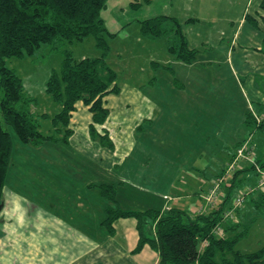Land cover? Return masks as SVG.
Returning a JSON list of instances; mask_svg holds the SVG:
<instances>
[{
	"label": "rangeland",
	"instance_id": "374dc122",
	"mask_svg": "<svg viewBox=\"0 0 264 264\" xmlns=\"http://www.w3.org/2000/svg\"><path fill=\"white\" fill-rule=\"evenodd\" d=\"M261 2V0H108L107 8L103 10L102 16L109 30L116 34L110 39L111 50L108 63L117 72V83L121 88L126 86H143L155 76L164 79V81L170 80L173 82L174 76L169 71H166L164 68L155 69L157 63H171L170 61L173 57L168 50V37L151 40L144 37L140 30L141 21L159 15L177 17L183 24L184 32L189 38L191 47L204 51L207 53V58H210L212 61L210 65H207L209 67H206V72L202 69L190 71V75L195 78L206 73L213 83L207 84L210 94L203 97L193 96L190 99L192 103L185 105L186 107H190L193 113L191 117L197 119L199 125L197 128L194 124L190 127L189 123L186 126L183 125L180 129V133L183 134L178 138L180 146L174 142L166 148V152L168 150L173 152L172 160L175 162V169L169 167L165 178L160 181L162 184L158 189L163 194L155 196L152 193H141L135 188L139 187L138 184L131 182L130 184L133 186H126L124 183L119 182L117 200L121 207H133L141 210L147 208L164 210L180 207L190 210L192 213H197V210L203 206L204 199L202 198V193L210 191L214 179L217 178L216 175L220 174L225 164L229 162L228 157L232 150L229 148L231 147V142L228 140H233L234 137L238 136L243 137L249 131L245 123L232 122L235 118L232 115V110H244V106L248 102L254 105L257 111L261 112L259 104L253 98H249L246 92L241 91L236 85L238 77H236V80L235 76L229 72L227 62H224L225 48L229 46L235 37L236 39L241 38L239 40L240 45H237L236 51H240L242 45H247L242 40L245 39L244 36H246V30H248L249 26L252 27V30L254 28L255 35L259 34L264 37V19L258 13L262 9ZM262 10L264 11V9ZM248 13L253 16L257 23L245 18ZM257 14L260 16H257ZM243 21L247 24L243 25ZM240 34L241 36H239ZM70 49L73 50L74 56L77 59L101 55V51L96 47L95 37L93 36L83 41H75L70 45ZM43 53H46V51ZM202 57L203 59L205 58L204 56ZM62 60V53L54 52L46 57L38 56L25 59H11L9 61L10 66L15 68L23 78L27 90L38 98L39 105L36 110L40 113L46 112L54 115L60 109V105L47 94L46 83L52 70L60 68ZM257 81L259 84L264 83L261 77H258ZM189 87L188 84V94L192 93V88ZM125 93L126 91L121 96L125 95ZM118 100L120 102L117 107L118 110H116L117 108L114 109L113 120L110 121L107 127L117 141V137H119L117 135H124L127 138L128 144H125V149H123L128 150V147L132 145L131 141H133V135L136 132L133 134V131H130L126 125L123 127V130L115 126L116 124L121 126V116L126 117L125 119L138 117V121H140V118H143V114L142 111H134V107L136 108V106L133 107L132 101V104L127 105L126 101L121 102V99ZM173 106L176 105L173 104ZM182 118L185 117L182 116ZM164 119L167 121V126H169L171 124L169 119L171 118H168L166 115ZM132 120L127 125L134 127L136 121L135 119L134 121ZM140 123H143V120ZM51 126V121L45 122L47 129H51ZM175 126L179 127L178 125ZM10 131L15 147L11 174H9L7 179L10 182V189L17 188L20 193L28 191V188L35 184H30L28 172H35L34 176L38 178V181L44 180L43 176L47 177V173L52 172V183L43 181L49 188L44 185L40 189L38 183L37 185L35 184L33 193L28 191L30 195L25 193V196L31 198V201L36 202L44 208L61 202H83V200H87L85 199L86 197L94 205L107 202V199L101 195V190H88V186L86 187L87 191L82 190L90 179L102 181L106 175L104 168H102L103 171L100 170L94 163L85 158L81 162L78 152L68 151V149H66L67 153H65L67 156L62 157L55 152V149L59 147L54 145V143H47L42 148L25 145L19 140L13 129H10ZM192 131L198 134L195 139H192ZM175 133L179 134V132ZM143 134L142 132L134 136V139L137 141V148L131 160L137 161L119 164L112 171V178L114 180L120 177L119 173L123 170L129 171L128 167L132 163L136 164V166L138 163L140 168H145L141 165V162L145 160L144 149L148 150L149 148L143 146ZM169 134L171 136L172 134L174 135L173 132L168 133L167 130V136ZM252 138L256 144L254 158L264 160V127L262 129L255 128ZM73 148L76 150L75 147ZM155 150H157V147ZM119 152L123 153L121 148ZM29 156H41V158L32 165L28 163L29 160L26 161V157ZM140 177L144 178L145 176L142 175ZM34 180L36 182V179ZM134 180H137L136 176ZM247 180L250 179L244 180L246 184L252 182ZM22 181L25 183V188H23V185H19ZM73 182L77 183L76 189L66 192V190H70L68 187L72 186ZM240 189L234 190L231 198L232 203L236 200ZM78 191H83L86 195L83 200L81 194L78 196ZM225 199L226 197H223L221 201L224 202ZM221 203L217 204L216 207ZM239 210L243 213L244 218H247L244 220H248L249 217L256 215L255 208L251 202H248L247 205L245 202ZM210 211V209H207L205 213H210ZM40 220L38 225L35 220L32 221L36 224L39 233L57 234V232L62 230L60 226L51 225V223L48 225L49 221L47 220ZM11 224L10 231L14 232V235L11 237L14 240L11 242V247L26 252H30L32 249L33 252L38 251L40 256H46L45 250H49L50 248L38 249V246L40 247L42 243L38 239L32 240L29 232L31 226L27 221H19L17 218ZM68 236L69 242L67 247L69 251L74 252L73 248L77 244V240L71 232L68 233ZM238 247L245 253L254 252L264 247V212L251 228L249 235L239 243ZM150 264H154L153 261Z\"/></svg>",
	"mask_w": 264,
	"mask_h": 264
},
{
	"label": "trees",
	"instance_id": "16d2710c",
	"mask_svg": "<svg viewBox=\"0 0 264 264\" xmlns=\"http://www.w3.org/2000/svg\"><path fill=\"white\" fill-rule=\"evenodd\" d=\"M107 4L108 0H0V207L4 204L15 148L10 129L23 144L32 147L42 148L47 143L69 144L74 134L71 127L73 112L77 110V104L83 102L92 113L91 138L104 147L115 149V141L106 127L111 115L106 97L119 95L122 88L117 83V72L108 63L110 39L116 34L109 30L102 16ZM261 8L264 9V0ZM246 19L257 23L249 13ZM140 30L151 40L168 37L169 53L177 61L192 64L201 52L190 46L183 24L175 16L159 15L143 20ZM91 36L95 37L101 55L77 59L70 45ZM54 52L62 53L63 60L59 69L52 70L46 92L60 109L50 115L36 110L38 98L27 90L23 78L9 61L46 57ZM160 68L169 71L180 88L173 66L157 63L155 69ZM149 83L154 85L156 76ZM46 121L52 122L51 129L45 127ZM148 123L145 120L138 125L136 135L142 133ZM244 123L249 128L244 139L252 136L255 128L264 127V120L258 122L252 112L247 113ZM242 141L236 146H228L232 150L230 159ZM256 160L264 167V160ZM225 167L217 177L222 175ZM257 178L253 165L237 170L233 186L226 190L225 201L210 213H192L180 207L124 209L117 200L118 186L102 183L99 185L101 195L107 199L102 224L113 234L118 219L134 218L139 241L133 253L141 252L148 244L159 253V264H264V247L248 253L238 247L264 212V192L253 194L246 201V205L248 202L253 204L256 215L244 220L247 218L238 210L237 221H223L234 190L254 185ZM245 179L252 182L246 184ZM220 223L225 230L223 237L213 233ZM204 241H207L205 246Z\"/></svg>",
	"mask_w": 264,
	"mask_h": 264
},
{
	"label": "crops",
	"instance_id": "0c3cea01",
	"mask_svg": "<svg viewBox=\"0 0 264 264\" xmlns=\"http://www.w3.org/2000/svg\"><path fill=\"white\" fill-rule=\"evenodd\" d=\"M263 12L262 9L258 11L262 18H264ZM260 15L257 14V16ZM246 24L247 23L243 21V25ZM254 32V28L252 30V27L249 26L248 30H246V36H244L245 39L242 40V42L247 45H242L240 51H236V47L240 45L239 40L241 38L238 37L241 36V34L237 37L238 39L235 37L229 46L225 48L224 62H227L229 72L235 76V79L238 77V80L236 79L238 81L236 85L241 91H245L249 98H253L254 101L259 104L261 112L257 111L254 105L247 102L246 106H244V110H232V115L235 117L232 121L233 123L241 122L244 124L246 115L249 112L260 117L262 121L264 120V83L259 84L257 81L258 77L263 78L264 81V37L259 34L255 35ZM206 54L207 53L204 51H201L192 64H186L173 58L170 64H162L173 66L175 74L181 84L180 88L175 84L174 80L173 82L170 80L164 81V79H160L156 76V83L154 85L148 82L140 87L126 86L123 87L124 89L122 88L119 95L112 94L106 97L107 107L111 110V115L106 123V127L110 121L113 120V114L115 113L114 109H116L120 103L118 99H121V102L126 101L125 103H127V105L133 103V107L136 106V108L134 107V111H142L143 118L140 119L143 120V123L145 120L149 121L143 131V146L149 148L148 150L144 149L143 152L145 160L141 162V165L145 168H140L138 163L137 166L132 163L128 167L129 171L123 170L120 172V177L116 178V180L112 178V171L116 169L119 164L137 161L131 160V157L137 148V141L134 139V136L136 135L135 132L137 131L138 125L142 124L140 123L141 120L138 121V117H134L136 125L131 127L127 124L130 123L133 118L125 119L126 117L121 116V126L116 124L115 127L123 130V127L126 125L130 131H133V134L135 133L133 135V141H131L132 145L128 147V150H124V145L128 144L127 138L124 135H117L119 136L117 137V141L110 131L112 138L115 139L116 145L115 149L111 150L102 146L99 141H95L91 138L89 127L92 123V113L89 111V107L84 105L83 102L77 104V110L73 112L71 123L74 134L71 136L69 144L57 143L54 145L59 147L55 149V152L62 157L67 156L65 155V153H67L66 149H68V151H75L78 152L81 162L85 158L94 163L100 170H102V168L106 170L105 178H103L102 181L90 179L82 190L87 191L86 187L88 186V190L97 189L100 191L99 185L102 183L118 186L120 182L124 183L126 186H133L130 183L134 182L139 186L134 187L141 193H152L155 196L163 194L160 193L158 189L162 184L160 181L165 178L169 167L174 168L175 163L172 160L173 152L169 150L166 152V148L168 145L171 146L174 142L178 143V138L183 134L180 133V129L183 125L186 126L187 123H189L190 127L194 124L196 128L199 125L198 120L191 117L193 113L190 107H186L185 105L192 103L190 99L193 96L203 97L210 94L207 84H212L213 82L208 77L209 75L204 73L206 75L203 74L198 78L190 75L191 70L198 71V69H202L206 72L209 67L207 65H210L212 62L210 58H207ZM202 56L205 58L203 59ZM171 83H173L174 86ZM188 84L190 86L189 88H192V93L190 94L187 93L189 90ZM123 90L126 91V93L121 96L122 93H124ZM173 104L176 106H173ZM116 110H118V108ZM166 115L168 118H171L169 119V122H171L169 126H167V121L164 119ZM182 116L185 118H182ZM134 119L132 121H134ZM167 130L168 133L173 132L174 135L172 134L171 136V134H169V136H167ZM175 132H179V134ZM246 134H248V132ZM246 134L243 137H234L233 140L230 139L228 141L231 142L230 144L232 147L236 146L245 138ZM191 135L192 139L198 136L195 131H192ZM179 144L180 143H178V145ZM73 147H75L76 150H74ZM119 147L123 153L119 152ZM156 147L157 150H155ZM52 151L54 153V149ZM40 158L41 156H29L26 157V161L29 160L28 163L33 165L35 162L39 161ZM34 173L35 172H28L31 185L34 183L37 185L39 183L38 185L40 189H42V186H47L43 181L52 183V172L47 173V177L43 176L44 180L42 181H38ZM137 174L145 177L139 178ZM135 176L137 180H134ZM34 179H36V182ZM23 181L19 185H23V188H25V183H23ZM9 184L10 182H8L5 188V200L0 210V264H150L151 261H153L154 264L159 263V253L148 244L145 245L141 252L133 253L139 241L137 221L134 218L118 219L114 224L115 230L113 234L103 226L102 222L106 217V203L94 205L87 197L85 198L87 200H83L86 195L83 191H78L77 194L78 196L79 194L82 195L83 202H61L44 208L36 202L31 201V198L25 196V193H33L35 184L28 188L29 192L25 191L23 193H20L17 188L10 189L11 186ZM76 186L77 183L73 182L72 186L70 185L68 187L70 190H66V192H71V190L76 189ZM78 188L81 189L80 187ZM18 203L19 208H17ZM122 208L141 210L133 207L127 208L126 206ZM19 217H22L23 221L25 220L30 224L31 227L29 232L32 236V240L38 239L41 241L42 245L40 247L38 246V249L50 248L49 250H45L46 256H40L38 251L33 252L32 249L30 252H26L11 247V242L14 241L11 237L14 235V232L10 231V226L12 225L11 223ZM40 219L49 221L48 225L51 223V225L60 226L62 230L57 232V234L39 233L36 224L32 221L35 220L38 225V222L41 221ZM69 232H71L77 240V244H75L73 248L74 252L69 251L67 247ZM7 242H9V244H7Z\"/></svg>",
	"mask_w": 264,
	"mask_h": 264
},
{
	"label": "built area",
	"instance_id": "2783aa9c",
	"mask_svg": "<svg viewBox=\"0 0 264 264\" xmlns=\"http://www.w3.org/2000/svg\"><path fill=\"white\" fill-rule=\"evenodd\" d=\"M258 122H261V118L255 116ZM256 144L252 136L247 137L241 142V145L236 149L233 158L227 163L222 175L218 176L213 181V185L208 193H203L204 199L203 206L197 210V213H205L207 209H214L216 205L221 203L223 197H226V190L233 186L234 173L246 166L253 165L258 178L257 183L254 185H247L240 189L236 200L228 207L223 214V221L237 220L236 212L245 204L248 197L256 192H264V167L254 158ZM213 233L218 237L225 235L223 223L217 224ZM207 244V241L203 242V246Z\"/></svg>",
	"mask_w": 264,
	"mask_h": 264
},
{
	"label": "clouds",
	"instance_id": "9594fccd",
	"mask_svg": "<svg viewBox=\"0 0 264 264\" xmlns=\"http://www.w3.org/2000/svg\"><path fill=\"white\" fill-rule=\"evenodd\" d=\"M17 208H19V203L17 204ZM18 219L19 220H22V217H19Z\"/></svg>",
	"mask_w": 264,
	"mask_h": 264
},
{
	"label": "water",
	"instance_id": "95a60500",
	"mask_svg": "<svg viewBox=\"0 0 264 264\" xmlns=\"http://www.w3.org/2000/svg\"><path fill=\"white\" fill-rule=\"evenodd\" d=\"M2 209V206L0 207V210Z\"/></svg>",
	"mask_w": 264,
	"mask_h": 264
}]
</instances>
